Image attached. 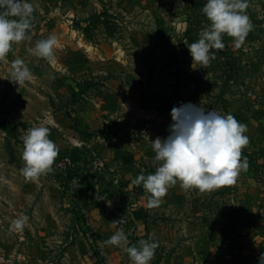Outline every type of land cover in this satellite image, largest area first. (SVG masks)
<instances>
[{
    "label": "rangeland",
    "instance_id": "1",
    "mask_svg": "<svg viewBox=\"0 0 264 264\" xmlns=\"http://www.w3.org/2000/svg\"><path fill=\"white\" fill-rule=\"evenodd\" d=\"M29 39L0 58V264H132L104 243L122 228L129 246L159 242L151 264H257L264 253V0H248L253 25L206 68L188 45L209 26L207 0H29ZM56 37L55 62L35 56ZM33 73L10 81L11 62ZM182 103L231 114L247 126V169L210 192L169 187L149 208L136 178L154 174L152 141L169 135ZM50 129L52 171L25 180L23 137ZM80 178V179H79ZM27 216L22 232L10 229ZM123 223L113 227L111 222Z\"/></svg>",
    "mask_w": 264,
    "mask_h": 264
},
{
    "label": "clouds",
    "instance_id": "2",
    "mask_svg": "<svg viewBox=\"0 0 264 264\" xmlns=\"http://www.w3.org/2000/svg\"><path fill=\"white\" fill-rule=\"evenodd\" d=\"M248 6V0H207L202 12L209 26L200 32L198 41L187 46L193 64L206 68L216 58L211 50L224 49L225 35L233 39L236 48L241 47L253 29L246 15ZM34 10L29 0H0V58L7 56L14 43L30 38ZM57 45L56 37L49 36L37 41L31 51L54 63L53 50ZM11 77L10 81L21 86L33 78V73L24 60L15 59L11 62ZM170 116L169 135L152 141L159 167L154 174L141 173L135 180L136 184H142L149 208L159 206L169 187L178 182L184 189L210 192L234 185L241 170L248 167L246 158L242 159V150L249 143L245 135L247 126L233 115L182 103L171 109ZM49 135L50 129L40 125L29 128L22 138L23 166L19 171L25 180H38L52 171L59 149ZM27 221V216H20L12 221L10 229L22 232ZM121 223V219L111 222L113 227ZM104 243L123 248L132 264H151L159 247L151 236L140 240L138 246H129L127 235L118 227ZM258 264H264V253L260 254Z\"/></svg>",
    "mask_w": 264,
    "mask_h": 264
},
{
    "label": "trees",
    "instance_id": "3",
    "mask_svg": "<svg viewBox=\"0 0 264 264\" xmlns=\"http://www.w3.org/2000/svg\"><path fill=\"white\" fill-rule=\"evenodd\" d=\"M7 126H9L8 123H6V122L0 120V127H7ZM79 179H80V178H79Z\"/></svg>",
    "mask_w": 264,
    "mask_h": 264
},
{
    "label": "crops",
    "instance_id": "4",
    "mask_svg": "<svg viewBox=\"0 0 264 264\" xmlns=\"http://www.w3.org/2000/svg\"><path fill=\"white\" fill-rule=\"evenodd\" d=\"M263 219V221H264V216H261L260 215V220H262ZM228 264H234V263H228ZM258 264V263H257Z\"/></svg>",
    "mask_w": 264,
    "mask_h": 264
}]
</instances>
